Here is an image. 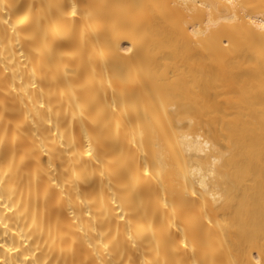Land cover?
Returning <instances> with one entry per match:
<instances>
[{"label": "bare ground", "instance_id": "6f19581e", "mask_svg": "<svg viewBox=\"0 0 264 264\" xmlns=\"http://www.w3.org/2000/svg\"><path fill=\"white\" fill-rule=\"evenodd\" d=\"M0 264H264V0H0Z\"/></svg>", "mask_w": 264, "mask_h": 264}]
</instances>
